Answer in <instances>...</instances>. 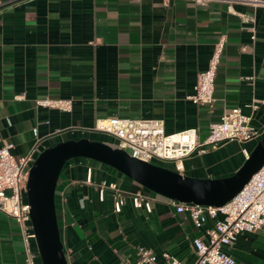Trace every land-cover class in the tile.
<instances>
[{
    "label": "crops",
    "instance_id": "0c3cea01",
    "mask_svg": "<svg viewBox=\"0 0 264 264\" xmlns=\"http://www.w3.org/2000/svg\"><path fill=\"white\" fill-rule=\"evenodd\" d=\"M232 7L189 0L167 5L160 0H27L5 10L0 14V145L15 143L17 157L35 147L39 154L61 140L87 137L84 131L97 119L113 115L159 118L167 133L198 128L201 142L210 124L235 107L264 129V7L242 2ZM240 14L255 22L246 23ZM222 35L226 44L216 101L213 107L197 105L188 96ZM245 45L251 48L244 50ZM17 94L25 98L16 100ZM44 97L71 98L73 110L37 106L36 99ZM255 144L226 141L195 152L184 159L183 174L229 176L247 158L243 149L250 153ZM88 166L92 183H85ZM169 167L175 169L174 163ZM103 181H116L127 195L150 194L152 212L135 208L130 197L115 212L111 192L99 200ZM56 206L69 264H141L138 245L150 248L160 263L169 262L167 252L194 264L193 239L205 237L215 222L209 218L198 229L168 198L87 158L71 163L65 177L61 173ZM32 244L37 250L35 240ZM226 249L236 264H264V227L240 234ZM0 264H27L21 227L1 211Z\"/></svg>",
    "mask_w": 264,
    "mask_h": 264
},
{
    "label": "built area",
    "instance_id": "2783aa9c",
    "mask_svg": "<svg viewBox=\"0 0 264 264\" xmlns=\"http://www.w3.org/2000/svg\"><path fill=\"white\" fill-rule=\"evenodd\" d=\"M27 0H0V14L5 10ZM167 5L174 0H160ZM197 5L207 6L214 2H225L229 10L232 4L242 2L253 7H264V0H189ZM246 23L255 19L246 14H240ZM253 28V27H250ZM253 41L256 35H252ZM226 44V36L222 35L214 45L213 52L205 70L199 72L194 92L188 96L197 105L213 107L215 97L216 74L221 62ZM251 47L245 45L244 50ZM16 100L25 98L24 94L14 96ZM264 103V100H263ZM36 105L43 108H55L71 112L74 101L71 98H37ZM88 131H96L113 137L115 147L126 150L132 157L154 162V160L171 161L175 170L183 174L185 158L195 152H207L208 148H217L226 141L249 142L258 140L264 134L262 127L252 123V116L243 112L240 107L226 110L221 119L210 124L209 133L205 140L199 141L198 128H188L179 132L167 133L165 123L159 118H131L122 116H107L96 120ZM15 143L4 141L0 145V211L15 219L21 227L26 252L27 264H42L38 250L32 241H36L30 217V204L24 199L26 184L30 169L38 156L35 147L25 155L17 157L13 154ZM246 157L249 151L243 149ZM93 167H87L85 183H92ZM111 192L115 212H121L130 197L137 209L153 210L154 197L138 190L128 195L116 181H103L98 185V197L104 201ZM178 212H188L196 226L202 228L209 218L215 220L213 227L208 228L205 237L193 239L197 253L194 264H236L235 258L227 251L238 236L244 232H256L264 227V165L257 171L244 188L226 204L203 206L189 204L169 199ZM137 255L141 264H164L158 261L157 255L142 245L137 246ZM167 264H189L170 253H164ZM126 264V263H124Z\"/></svg>",
    "mask_w": 264,
    "mask_h": 264
},
{
    "label": "water",
    "instance_id": "95a60500",
    "mask_svg": "<svg viewBox=\"0 0 264 264\" xmlns=\"http://www.w3.org/2000/svg\"><path fill=\"white\" fill-rule=\"evenodd\" d=\"M87 158L113 167L150 192L189 204L220 207L236 196L264 165V135L231 175L200 178L132 157L126 150L88 137L61 140L42 150L26 184L30 217L42 264H69L58 220L56 191L68 161Z\"/></svg>",
    "mask_w": 264,
    "mask_h": 264
},
{
    "label": "rangeland",
    "instance_id": "374dc122",
    "mask_svg": "<svg viewBox=\"0 0 264 264\" xmlns=\"http://www.w3.org/2000/svg\"><path fill=\"white\" fill-rule=\"evenodd\" d=\"M84 133L87 135L88 138L92 139V140H97V141H104V142H107L109 144H114L113 142V137L108 135V134H105V133H101V132H96V131H84ZM80 135V134H79ZM71 137H78L77 135L75 136H71ZM72 139V138H70ZM77 139V138H75ZM81 158H74V159H71L70 161H68L65 165V168H64V171L62 172V177H65V169L68 168V166L71 164V163H78L80 161ZM91 163H94L95 161L94 160H91V159H88ZM154 163H157V164H160V165H163V166H173V163L171 161H163V160H154ZM121 174V173H120ZM59 189H58V196H59ZM152 194L155 195V193L151 192ZM25 195H26V192H25ZM58 205L60 206L61 203H60V199L58 198Z\"/></svg>",
    "mask_w": 264,
    "mask_h": 264
},
{
    "label": "trees",
    "instance_id": "16d2710c",
    "mask_svg": "<svg viewBox=\"0 0 264 264\" xmlns=\"http://www.w3.org/2000/svg\"><path fill=\"white\" fill-rule=\"evenodd\" d=\"M146 189V188H145ZM147 190V189H146ZM148 192H150L149 190H147Z\"/></svg>",
    "mask_w": 264,
    "mask_h": 264
}]
</instances>
